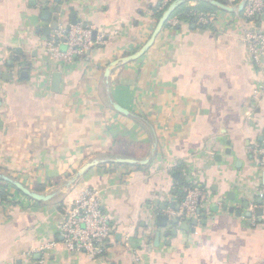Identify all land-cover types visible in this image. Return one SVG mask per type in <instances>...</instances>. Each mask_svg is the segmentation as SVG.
I'll return each mask as SVG.
<instances>
[{
  "label": "crops",
  "instance_id": "crops-1",
  "mask_svg": "<svg viewBox=\"0 0 264 264\" xmlns=\"http://www.w3.org/2000/svg\"><path fill=\"white\" fill-rule=\"evenodd\" d=\"M164 7V0H0V171L53 193L93 159L139 161L102 162L48 201L7 189L0 264H264V56L256 63L243 42V14L213 10L209 26L167 23L142 57L106 76L113 61L147 42ZM79 22L91 27L94 46L71 63L53 59L56 31ZM255 25L264 32V8ZM193 185L205 193L196 224L169 215ZM86 186L102 191L113 227L98 258L70 252L58 231Z\"/></svg>",
  "mask_w": 264,
  "mask_h": 264
},
{
  "label": "built area",
  "instance_id": "built-area-1",
  "mask_svg": "<svg viewBox=\"0 0 264 264\" xmlns=\"http://www.w3.org/2000/svg\"><path fill=\"white\" fill-rule=\"evenodd\" d=\"M173 0H164L168 6ZM264 0H248L243 10L245 23L242 40L245 43L252 59L260 63L264 56V32L255 25V17L263 11ZM197 23L213 25L217 21V14L213 11H196L193 13ZM178 16H171L167 23L177 25ZM91 27L79 22L68 27H61L56 31L50 42L48 52L53 59L71 63L75 56L83 57L94 46L91 38ZM65 42L67 51L60 49V43ZM260 164L264 167V148L259 150ZM102 191L96 187L86 186L80 197L65 209L63 219L58 224L59 234L63 243L70 252L98 258L107 252L109 243L113 241V227L109 214L103 208ZM263 202L260 205L264 219V188L262 189ZM205 198L204 191L199 185L187 186L180 209L169 211L172 218L193 219L200 216V207ZM56 242L45 244L44 248L56 246Z\"/></svg>",
  "mask_w": 264,
  "mask_h": 264
},
{
  "label": "water",
  "instance_id": "water-1",
  "mask_svg": "<svg viewBox=\"0 0 264 264\" xmlns=\"http://www.w3.org/2000/svg\"><path fill=\"white\" fill-rule=\"evenodd\" d=\"M189 0H173L164 10L162 13L161 17L159 18L156 27L154 31L152 32L151 37L147 40V42L135 53L126 55L124 57H121L115 61H113L107 68L106 70V76H110L112 71L114 70L115 67L118 65H121L123 63H128L132 62L134 60L139 59L142 57L154 44L157 36L159 33L162 31V29L165 27L167 24L168 20L170 17L174 14V12L183 4H185ZM205 2L218 7L219 9L225 11V12H243V10L246 7V4L248 0H240L238 4L236 5H230L224 2H221L219 0H204ZM62 73L61 72H56L53 75V89L57 90L61 81ZM115 108L122 113H127V110L119 106L117 103H114ZM148 159H145L142 162H147ZM102 162H115V163H139V161L136 158L132 157H127V158H122V157H117L113 159H108V160H99V159H93L89 162H86L83 164L72 176H70L61 186V188L58 191H55L53 193H43L39 192L36 190H33L26 185H24L21 181L18 179L10 176L9 174L5 172L0 171V180L8 182L10 185H12L14 188H16L18 191L23 193L24 195L33 198L34 200L37 201H48L53 199L55 196H57L59 193L65 191L72 185H75L77 181L92 167L102 163ZM145 164V163H142ZM264 174V172H263ZM258 215H260V219L262 220V211L261 209L258 210ZM177 222V221H176ZM198 222V218H194L193 223L196 224ZM187 226V222L185 223Z\"/></svg>",
  "mask_w": 264,
  "mask_h": 264
},
{
  "label": "trees",
  "instance_id": "trees-1",
  "mask_svg": "<svg viewBox=\"0 0 264 264\" xmlns=\"http://www.w3.org/2000/svg\"><path fill=\"white\" fill-rule=\"evenodd\" d=\"M222 2V1H221ZM225 3V2H224ZM204 7H202L201 9L199 8H194V7H188L185 9L180 10L183 5H181L175 12L177 16L180 17V19H184V20H195V15L193 14L196 11H205V12H211L213 10H219L218 7L213 6L207 2H203ZM167 6H165L164 8H166ZM243 13V12H241ZM173 14V15H174ZM256 18V17H255ZM204 26H209V25H204ZM13 186L10 185L8 182L2 181L0 180V198L3 201H9L10 199V193L8 192L9 188H12ZM14 188V187H13ZM8 189V190H7Z\"/></svg>",
  "mask_w": 264,
  "mask_h": 264
},
{
  "label": "rangeland",
  "instance_id": "rangeland-1",
  "mask_svg": "<svg viewBox=\"0 0 264 264\" xmlns=\"http://www.w3.org/2000/svg\"><path fill=\"white\" fill-rule=\"evenodd\" d=\"M13 188V187H12ZM14 189V188H13ZM15 191L17 190L16 188L14 189Z\"/></svg>",
  "mask_w": 264,
  "mask_h": 264
}]
</instances>
